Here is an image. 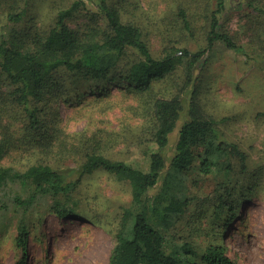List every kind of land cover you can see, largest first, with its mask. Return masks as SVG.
<instances>
[{
    "label": "trees",
    "instance_id": "1",
    "mask_svg": "<svg viewBox=\"0 0 264 264\" xmlns=\"http://www.w3.org/2000/svg\"><path fill=\"white\" fill-rule=\"evenodd\" d=\"M245 2L253 11L246 14L249 17L246 26L252 33L250 43L264 46V38H261L264 0ZM117 4L115 0H74L57 12L54 23L47 29L6 32L5 28H0V101H9L20 109L26 132L34 135V139L39 137L47 151L60 156L69 154L79 161V168L75 169L59 168L39 159L19 170L3 163L13 141L0 139V194L8 195L13 210L22 211L24 215L47 198H53L52 207L56 212L70 215L65 213L72 208L62 197L75 193L79 184L77 175L106 170L131 186V200L122 208L109 264H239L231 256L223 234L216 235L215 241L200 252L189 242L168 243L166 235L153 223L160 221L168 227L186 211L185 206L192 197L181 198L176 191L172 193L166 179L172 171H183L198 158L202 160L204 173L224 177L216 189L218 202L213 212L222 222L229 223L237 215L239 202L234 193L253 189L245 186L239 190L229 185L236 176L248 171V154L238 143L224 137L219 127L223 119L199 110L198 88H193L189 96L186 86L170 90L168 85L160 84L175 74L179 65H182L186 82H191L196 64L207 59L217 41L224 42L231 50H244L247 55L236 36L222 28L226 0H216V7L208 10L202 47L192 50L173 45L167 47L161 57L151 51L142 26L126 17ZM83 10L90 14V22L83 29L73 28L69 19ZM25 13V10L9 12L7 17L18 22ZM178 15L186 31L193 32L192 19L184 7L179 9ZM130 53L137 58H132ZM65 74H72L83 82L95 79L97 89L100 92L105 89L108 94L107 86H123L128 93L146 102L148 108L142 110L144 121L139 133L130 138L135 145L146 143L142 160L130 162L109 155L112 145L121 138H128L126 133L103 135L99 130L89 136L82 132L74 139L66 136L62 127L54 129L53 133L43 132V113L51 96L68 91ZM80 86L83 87L75 94L78 99L95 91ZM185 94L191 104L187 116H184ZM8 207L5 202L0 206L6 210ZM26 233L28 226L24 223L19 230L18 243L25 255L16 264L28 262Z\"/></svg>",
    "mask_w": 264,
    "mask_h": 264
},
{
    "label": "rangeland",
    "instance_id": "2",
    "mask_svg": "<svg viewBox=\"0 0 264 264\" xmlns=\"http://www.w3.org/2000/svg\"><path fill=\"white\" fill-rule=\"evenodd\" d=\"M73 1L0 0V28H5L6 32L47 29L54 23L57 12ZM115 1L126 17L142 26L156 57L164 55L166 48L173 45L192 50L202 47L207 12L216 7V0ZM245 1L226 0L221 24L223 30L236 36L247 55L244 50L234 51L217 41L207 59L196 64L191 82H186L182 65H179L175 74L160 84L168 85L170 90L186 86L189 96L193 88H198L199 110L223 119L219 127L224 137L238 143L248 154V171L236 176L229 185L239 190L245 186L253 189L234 193L239 202L237 215L229 223L222 222L213 212L218 202L216 189L224 177L204 173L202 160L198 158L185 170L172 171L166 179L172 193L176 191L181 198L192 197L185 206L186 211L168 227L160 221L153 223L166 235L168 243L189 242L200 252L215 241L216 235L223 234L231 256L239 264H264V46L250 43L252 33L246 26L249 18L246 14L253 11ZM183 7L192 19L191 33L186 31L178 15ZM20 10L26 11L21 21L8 19L9 12ZM68 22L73 28L83 29L90 22V14L83 10ZM130 54L137 58L134 53ZM65 84L67 93L53 94L43 113V132L53 133L54 129L62 127L65 135L74 139L82 132L89 136L99 130L103 135L126 133L128 138H121L112 145L109 155L130 162L142 160L146 143L135 145L130 138L139 133L144 121L142 110L148 108L145 101L128 93L123 86H107L109 94L105 89L100 92L97 80L83 82L72 74H65ZM80 85L95 91L78 99L75 94L83 87ZM184 96V116H187L191 104L190 98ZM23 118L18 107H13L9 101H0V139L13 141L4 164L22 170L43 159L59 168H79L76 157L47 151L39 137L34 139V135H29ZM77 178L79 184L75 193L62 197L72 208L65 213L70 215L56 212L52 207L53 198L44 199L24 215L22 211L13 210L8 195L0 194V199L4 200L0 206L3 202L9 205L7 210L0 208V264H16L24 257L18 243L19 230L24 223L28 226L25 234L27 264H109L122 208L131 200V186L102 169L78 174Z\"/></svg>",
    "mask_w": 264,
    "mask_h": 264
}]
</instances>
